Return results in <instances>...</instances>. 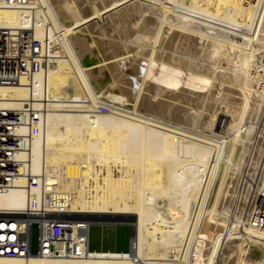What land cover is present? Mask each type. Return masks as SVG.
<instances>
[{
	"label": "bare ground",
	"instance_id": "1",
	"mask_svg": "<svg viewBox=\"0 0 264 264\" xmlns=\"http://www.w3.org/2000/svg\"><path fill=\"white\" fill-rule=\"evenodd\" d=\"M42 1L66 56L36 72L29 89L0 86V109L51 98L42 135L32 142V172L45 170L50 184L72 195L69 214L133 228L134 242L129 252L0 257V264H264L262 146L252 145L246 162L255 132L247 121L264 106V0ZM125 15L138 18L129 33L139 31L147 48L126 51L121 43L126 52L118 46L109 56L101 37ZM32 20L42 41L45 16L37 11ZM27 26L26 13L0 9V28ZM188 80L197 81L200 117L181 103ZM86 94L108 111L53 102ZM217 111L227 116L217 121ZM23 186L16 178L0 195V209H21ZM151 245L161 248L154 257Z\"/></svg>",
	"mask_w": 264,
	"mask_h": 264
},
{
	"label": "built area",
	"instance_id": "2",
	"mask_svg": "<svg viewBox=\"0 0 264 264\" xmlns=\"http://www.w3.org/2000/svg\"><path fill=\"white\" fill-rule=\"evenodd\" d=\"M0 9L22 11L28 17L27 28H0V86L23 83L29 89L36 72L47 69L57 58H65L63 36L53 27L42 0H0ZM37 11L45 16L42 41L34 37L32 19ZM49 100L45 95L36 106L28 101L20 110L0 109V195L14 188L18 177L24 180L26 195L21 209H0V257L70 259L89 255L91 222L68 213L72 195L50 184L45 170L38 175L31 170L32 142L42 135ZM53 102L108 111L93 104L88 94L79 98L61 95Z\"/></svg>",
	"mask_w": 264,
	"mask_h": 264
},
{
	"label": "rangeland",
	"instance_id": "3",
	"mask_svg": "<svg viewBox=\"0 0 264 264\" xmlns=\"http://www.w3.org/2000/svg\"><path fill=\"white\" fill-rule=\"evenodd\" d=\"M110 0H108V2H109ZM97 5H99L100 7H102V5H103V3H104V5H105V1L103 2V1H101V0H97ZM107 2V3H108ZM101 4V5H100ZM121 17H124V16H121ZM121 17H117L116 19H118L116 22L114 21V24L112 23V24H110V26L112 27L111 28V31H110V28H109V32L107 31L106 32V35H107V33H108V35L110 36H107V37H105L104 35L101 37V38H104L103 39V41H104V43H105V50H106V53L105 54H107V55H112L113 54V52H114V50H112L114 47L116 48H114L115 50H116V52H117V48H118V46H120L119 47V49H120V53H121V51H122V47H123V45L125 46L124 48H123V50H126V48H127V50L130 48V45H133V44H135V45H138L139 47H141V45H142V47L141 48H138V49H136V51L138 52V53H140V52H142V48L143 47H145V48H147V45H145L144 46V44H145V42H142L141 43V41H140V37L138 36V33H139V31H137L136 33H134L133 34V36L135 37V38H137V37H139L138 39H135V38H133V36H131L130 35V28L131 27H133L136 23H138L137 21H138V18L137 17H134L133 19H132V17L130 18V19H132V21H130L129 19H128V17L125 15V17H124V22L122 21V20H119ZM125 18H126V20H125ZM115 19V20H116ZM121 19H123V18H121ZM135 19V20H134ZM129 20V21H128ZM119 21H120V23H119ZM125 24H127V22H128V25H124L122 22ZM126 21V22H125ZM118 24H123L125 27L124 28H122V32H124L125 31V28L126 29H130L129 31H126V35L127 34H129V35H127V37L125 38L126 40H122L121 39V37L123 36H125V34H120V33H122L121 32V30H120V37H119V34H118V31L117 30H119V27H123V25H118ZM130 24L132 25V26H130ZM135 27V26H134ZM136 27H137V25H136ZM135 27V28H136ZM135 28H133V30L135 29ZM121 29V28H120ZM124 30V31H123ZM135 30H137V28L135 29ZM110 33V34H109ZM137 36H136V35ZM113 36V37H112ZM131 36V37H130ZM129 37V38H128ZM105 38H107V39H105ZM118 38H119V40H118ZM132 39V40H131ZM135 39V40H134ZM107 40H108V44H107ZM113 40H115V41H113ZM136 40H138L137 41V43H133L134 41H136ZM112 41V42H111ZM119 41V43H118V45H117V43L116 42H118ZM128 42V43H127ZM130 42V43H129ZM111 43H113V47H112V44L110 45ZM122 43V44H121ZM122 45V47H121V45ZM128 44V45H127ZM103 45V44H102ZM110 46V47H112V48H110V47H108V46ZM126 45H127V47H126ZM129 47V48H128ZM144 48V49H145ZM178 50H175L176 52L175 53H177L178 54V56H179V54L180 55H184V53H183V50L181 51V49L180 48H177ZM109 50V51H108ZM126 50V51H127ZM180 50V51H179ZM110 51H112V52H110ZM126 51H122L123 53L124 52H126ZM109 54H108V53ZM118 52H119V50H118ZM130 60H132L131 58L128 60V62L126 63V65L128 64H130L129 62H130ZM132 62V61H131ZM129 68V67H128ZM127 69V66H126V68L124 69V70H126ZM197 81H195V83H196ZM194 83V80L192 81V80H188L187 82H186V85H185V87H184V90H183V92L181 93V95H182V104H184V105H187L188 107H190V108H192V112H195L196 114H198L197 115V117H200L201 116V114H203V110H202V108H201V105L199 104V103H201L202 102V98H200L198 95H196V93H194L193 94V91H192V88H193V85L195 84ZM125 87V86H124ZM127 87V86H126ZM185 101V102H184ZM189 104V105H188ZM191 104V105H190ZM212 111H214L215 109H211ZM222 111H217V114H218V117H217V121H218V119L220 118H224V116H227V115H224L223 116V112L221 113ZM264 106H263V110L260 112V114L258 115V116H256L255 118H253V120H248L247 122H249L255 129V132H254V134H253V136H252V138H250V140H248V143H249V141H251V142H253L252 144H251V146H250V144H249V146H250V149L248 150L249 152H248V154H247V159H246V162H248V164H249V161H252L251 159H252V157H253V154H254V151L252 150V145H260V146H262V154H263V152H264ZM204 114H208V112L206 111V112H204ZM220 114V115H219ZM216 123H218V122H216ZM193 129H195V128H193ZM238 129V128H237ZM261 131V134H259V132ZM237 132H235V133H233L234 135L236 134ZM246 139V138H245ZM262 156V155H261ZM261 158V157H260ZM260 162V161H259ZM246 167V165L242 168V170L244 169ZM246 169V168H245ZM244 169V170H245ZM67 171L68 170H66L65 171V174L67 173ZM256 176L254 175V178H253V184L255 185V184H257V182L255 181L256 179ZM239 181H243V177H241L239 180H238V183H239ZM239 185L241 186V183H239ZM233 210V209H232ZM154 245H151L150 246V255L152 256V257H154L155 255V253H156V251H161V248H159V247H157L158 245H155V248L153 247ZM154 253V254H153ZM154 255V256H153ZM245 257L248 259V260H254L255 258H256V255L254 254V253H246V255H245Z\"/></svg>",
	"mask_w": 264,
	"mask_h": 264
},
{
	"label": "water",
	"instance_id": "4",
	"mask_svg": "<svg viewBox=\"0 0 264 264\" xmlns=\"http://www.w3.org/2000/svg\"><path fill=\"white\" fill-rule=\"evenodd\" d=\"M134 230L124 225L91 224L88 228V251L129 252Z\"/></svg>",
	"mask_w": 264,
	"mask_h": 264
}]
</instances>
